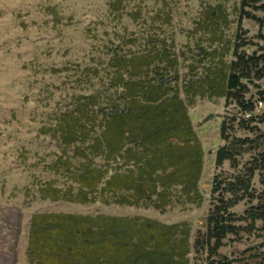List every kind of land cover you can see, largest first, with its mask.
I'll return each instance as SVG.
<instances>
[{
  "label": "trees",
  "instance_id": "16d2710c",
  "mask_svg": "<svg viewBox=\"0 0 264 264\" xmlns=\"http://www.w3.org/2000/svg\"><path fill=\"white\" fill-rule=\"evenodd\" d=\"M118 6L119 0L108 4L112 12ZM236 13L230 37L223 33L226 19L215 15L210 23L197 26L204 39L177 51L152 25L140 40L123 43L114 37L104 61H92L93 66L79 71L83 77L78 80L86 87L71 95L72 106L38 130L62 148L47 170L65 182L60 187L55 180L39 185V198L150 206L161 213L199 206L202 149L187 107L195 98H223L238 109L241 128L264 123V113L252 114L255 101H264V90L257 91L256 99L248 90L264 79V0H239ZM242 19L257 25L255 38L261 45L246 40ZM125 45L129 48L124 50ZM245 114L250 116L243 118ZM223 131L221 121L219 136L226 140ZM249 143L234 139L217 148L215 166L228 161L235 167L240 153L235 147ZM252 150L242 175L230 181L213 178L210 192L218 197L195 240L205 255L203 264L234 263L217 252L228 235L246 227L253 230L256 222L264 232V142ZM255 174L259 191L251 186ZM243 199L255 203L235 215L231 209ZM189 233L187 223L36 213L28 221L24 256L26 264H188ZM251 259L247 264H264V250Z\"/></svg>",
  "mask_w": 264,
  "mask_h": 264
},
{
  "label": "rangeland",
  "instance_id": "374dc122",
  "mask_svg": "<svg viewBox=\"0 0 264 264\" xmlns=\"http://www.w3.org/2000/svg\"><path fill=\"white\" fill-rule=\"evenodd\" d=\"M112 1L115 0H0V264H26L27 226L30 216L36 213L99 214L162 224L187 223L191 245L188 264H203L205 255L195 240L204 231L207 214L218 197L210 192L213 178L230 181L242 175L255 151L252 148L264 142V123H248L241 128L234 104H225L223 98H195L187 114L202 149L199 206H176L161 213L150 206L76 204L39 198L35 191L39 185L55 180L54 185L60 187L65 182L47 170L62 148L38 130L70 108L71 95L86 87L78 80L83 77L81 69L104 61L114 37L123 43L139 39L151 25L167 44H174L176 51L204 39L197 26L210 23L215 15L226 19L223 33L230 37L235 31L239 0H119L116 12L108 8ZM240 28L246 40L261 45L255 38L257 25L253 21L242 19ZM248 90L253 99L258 98L257 91L264 90V79L248 85ZM221 121L226 140L219 136ZM234 139L251 143L241 149L233 146L240 152L235 157V167L228 161L215 166L216 149ZM251 186L259 191L257 174ZM229 197L223 194V198ZM254 203L243 199L231 211L240 215ZM237 224L244 226L242 222ZM259 226L256 222L253 230L246 227L228 235L218 254L234 260L233 264L251 263V256L264 250V232L258 230Z\"/></svg>",
  "mask_w": 264,
  "mask_h": 264
},
{
  "label": "built area",
  "instance_id": "2783aa9c",
  "mask_svg": "<svg viewBox=\"0 0 264 264\" xmlns=\"http://www.w3.org/2000/svg\"><path fill=\"white\" fill-rule=\"evenodd\" d=\"M264 113V101L263 100H256L253 107V115H259ZM250 114H245L244 118H248Z\"/></svg>",
  "mask_w": 264,
  "mask_h": 264
}]
</instances>
